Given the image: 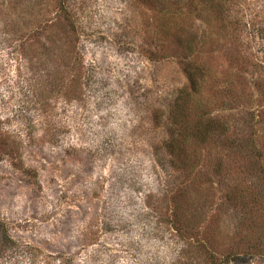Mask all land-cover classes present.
<instances>
[{
  "label": "rangeland",
  "instance_id": "1",
  "mask_svg": "<svg viewBox=\"0 0 264 264\" xmlns=\"http://www.w3.org/2000/svg\"><path fill=\"white\" fill-rule=\"evenodd\" d=\"M0 264H264V0H0Z\"/></svg>",
  "mask_w": 264,
  "mask_h": 264
}]
</instances>
